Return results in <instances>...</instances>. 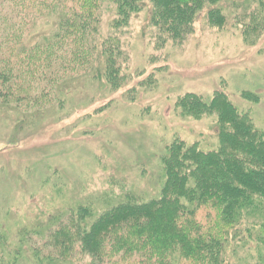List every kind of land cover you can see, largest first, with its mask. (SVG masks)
Here are the masks:
<instances>
[{"label": "trees", "instance_id": "16d2710c", "mask_svg": "<svg viewBox=\"0 0 264 264\" xmlns=\"http://www.w3.org/2000/svg\"><path fill=\"white\" fill-rule=\"evenodd\" d=\"M198 23L241 28L243 43L256 46L264 0H0V108L23 123L61 104L80 80L117 94L128 86L136 40L153 62ZM28 104L35 111L26 116ZM174 107L181 118L214 116L215 147L173 137L159 158L155 196L105 197L99 209L87 200L13 238L1 226L0 264H264V130L223 91L211 99L187 93Z\"/></svg>", "mask_w": 264, "mask_h": 264}, {"label": "rangeland", "instance_id": "374dc122", "mask_svg": "<svg viewBox=\"0 0 264 264\" xmlns=\"http://www.w3.org/2000/svg\"><path fill=\"white\" fill-rule=\"evenodd\" d=\"M202 24L181 47L163 51L153 62L146 44L136 40L126 98V89L113 94L103 83L80 80L61 104L23 123L0 108V228L7 227L13 238L33 222L87 200L99 209L105 197L115 203L128 194L157 195L159 158L173 137L200 139L204 149L216 145L214 116L196 120L175 111V102L187 93L211 99L223 91L264 130V34L249 47L241 28ZM44 30L36 28L35 34ZM249 93L259 97L257 104L244 98ZM34 107L28 104L25 115L34 114Z\"/></svg>", "mask_w": 264, "mask_h": 264}]
</instances>
